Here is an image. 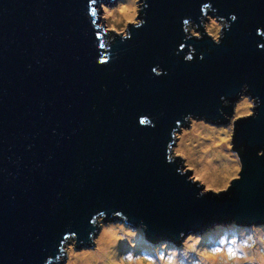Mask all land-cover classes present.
<instances>
[{"label":"water","instance_id":"water-1","mask_svg":"<svg viewBox=\"0 0 264 264\" xmlns=\"http://www.w3.org/2000/svg\"><path fill=\"white\" fill-rule=\"evenodd\" d=\"M0 0V264L64 262L113 216L150 239L264 222V0ZM232 121L219 188L174 152L191 116Z\"/></svg>","mask_w":264,"mask_h":264},{"label":"rangeland","instance_id":"rangeland-1","mask_svg":"<svg viewBox=\"0 0 264 264\" xmlns=\"http://www.w3.org/2000/svg\"><path fill=\"white\" fill-rule=\"evenodd\" d=\"M128 6L129 14L120 10L118 5ZM115 10L117 12H115ZM127 11V12H128ZM100 16H106L108 26L126 29L129 22L138 19V0H119L105 3L100 7ZM255 101L242 94L236 105L233 117L226 124L212 122L202 117L191 116V120L181 125L174 139L173 153L184 156L185 162L193 166L194 177L206 181L219 188L228 187L230 179L238 175L240 162L236 150L232 147V121L235 117L252 112ZM198 136L204 129H214L219 132L218 146L223 148L228 160H231V171L221 176H203L201 164L191 161L192 156L188 147L195 150L202 149L201 139L187 140L184 138L192 129ZM210 147V146H209ZM215 158V156H213ZM214 168H221V160ZM209 171H213V169ZM99 229L95 232L93 245L77 244L74 236L68 235L65 242L67 249L60 258L65 256L64 262L54 261L50 264H78L74 254L96 255V260L89 264H264V222L249 225H239L233 220L212 224L208 228L189 230L186 240L174 242L166 239H150L145 235L140 225H132L123 219L109 217L102 221L98 216ZM260 230V234L257 233ZM129 234V236H128ZM109 244L102 253L97 254L100 245ZM247 250V252H245Z\"/></svg>","mask_w":264,"mask_h":264},{"label":"bare ground","instance_id":"bare-ground-1","mask_svg":"<svg viewBox=\"0 0 264 264\" xmlns=\"http://www.w3.org/2000/svg\"><path fill=\"white\" fill-rule=\"evenodd\" d=\"M121 6L118 5V8ZM120 10L125 11L123 15H127L130 13L131 10L128 11V6H121L119 8ZM128 11V12H127ZM115 12H117L115 10ZM199 126H196L194 129L190 131L188 135L184 138L185 143H181L182 145L188 143L187 140H194V139H201V146L202 149H197L195 150L192 147H188V151L190 152V155L192 158L190 159L191 161H196V158L198 159L197 164H201L202 167V172H200L203 176L205 175L204 171L208 174V178L212 177L214 175L216 176H221L222 179H224L225 173H228L231 171V160H228L226 157V154L224 153L223 148L218 146V139H219V132L214 129H204L201 131L202 133L207 134V136H204V134L198 136V133H196V130ZM210 146V147H209ZM215 156V158L213 157ZM221 160L222 167L219 168H214L213 166L216 165L218 161ZM213 169V171H209L210 169ZM257 233L260 234V230H257ZM129 236V234H128ZM109 244H106L104 246L99 247L97 250V254L102 253L103 250L108 247ZM247 252V250H245ZM74 257L77 258V263L78 264H89V261L96 260V255H89V254H74Z\"/></svg>","mask_w":264,"mask_h":264},{"label":"clouds","instance_id":"clouds-1","mask_svg":"<svg viewBox=\"0 0 264 264\" xmlns=\"http://www.w3.org/2000/svg\"><path fill=\"white\" fill-rule=\"evenodd\" d=\"M112 2H113V1H112ZM103 5H104V4H103ZM138 8H139V0H138ZM137 18H138V17H137ZM129 23H130V22H129ZM127 25H128V24H127ZM126 27H127V26H126ZM126 29H127V28H126ZM231 117H233V116H231ZM231 117H230V118H231Z\"/></svg>","mask_w":264,"mask_h":264}]
</instances>
